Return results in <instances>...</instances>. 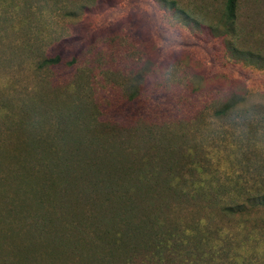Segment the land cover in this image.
Returning <instances> with one entry per match:
<instances>
[{"label":"rangeland","instance_id":"rangeland-1","mask_svg":"<svg viewBox=\"0 0 264 264\" xmlns=\"http://www.w3.org/2000/svg\"><path fill=\"white\" fill-rule=\"evenodd\" d=\"M171 1L174 7L170 0H0V264L17 258L27 264L29 256L33 264H109L104 256L111 264H149L138 245L128 253L109 245L98 254L103 263L83 261L95 251L90 239L98 243L94 229L88 228L90 238L82 231L93 208L86 211L81 182L71 207L78 202L83 212H66L70 146L53 145L57 138L83 136L82 147H101L98 167L123 186L137 179L126 171L149 170L169 144L183 155H203L212 181L244 188L264 182V68L228 54L220 31L225 0ZM235 6V48L264 57V0ZM45 58L52 61L43 64ZM228 100L254 113L212 116ZM64 112L77 120L68 135H58L57 115L63 122ZM41 148L49 150L36 152ZM110 155L117 169H108ZM110 199L105 209L121 204L116 194ZM190 206L174 208L171 218L190 224L199 216ZM97 216L103 223L104 209ZM57 222L58 230L44 232ZM205 225L190 236L206 255L191 263L241 264L251 257L245 264H264L263 237L240 240L234 221L218 216Z\"/></svg>","mask_w":264,"mask_h":264},{"label":"trees","instance_id":"trees-1","mask_svg":"<svg viewBox=\"0 0 264 264\" xmlns=\"http://www.w3.org/2000/svg\"><path fill=\"white\" fill-rule=\"evenodd\" d=\"M235 3L236 0H225L221 14L223 30L220 31L228 39V54L235 60L241 59L246 63L264 68L262 53L247 50L238 51L234 46V39L238 35L234 26ZM169 4L174 7L173 1L170 0ZM208 28L211 31H216V28L211 24ZM215 34L221 35L220 32H215ZM50 61L52 60L45 58L42 63L45 64ZM248 113V110L236 104V101L231 100L229 102L228 100L221 103V106L214 108L212 116L237 115L244 118ZM251 113H254V110ZM63 115V122L61 120L62 115H57L59 119L56 123L62 125V127H56V134L58 135L61 132L68 135V126L74 125L75 120H77L71 112H64ZM258 119L262 120L263 118ZM155 141V146H157L160 139L155 138ZM55 143L58 144V147L66 143L70 146L68 152L70 171L66 178L72 182V189L67 191L71 201L69 205L65 206L66 212L70 216H74L77 211L83 212V210H78V202H76L77 205L74 210L73 206L71 207V203L76 201L75 198H78L76 197L75 187L77 183L81 182H84L85 185L82 186V189L80 188L81 190L78 193L88 199V202L85 201L88 204L86 211L89 210L90 206L93 208L92 212L89 210L92 215L90 217L93 219H90L87 229L82 231L88 233L89 230L94 229V237L98 243H95L94 239H90L89 248L95 251L83 258L85 262L100 260L99 263H103L105 258V262L111 264L113 263L112 259H109L111 256L109 258L104 256V258L101 257L97 260L98 254H102L100 252H104L106 246L111 245L110 250H114L116 253L120 247H123L124 251L128 253L138 245L146 251L145 258L149 264H165L172 259H175L177 264H193L191 262L195 257H204L206 253L200 250L201 247L197 244L201 241L194 242L190 234L194 231L206 229L205 220L214 216L234 221L236 231L242 235L240 240L244 236L254 241L260 237H263L262 240H264V216H261V214H264L263 181L247 188L238 185L234 181L229 183L220 182L217 178L212 181L211 179L215 178V173L213 172L211 176L207 177L206 166L202 165L203 160L201 157L203 155L190 152L183 155L178 153L174 145L169 144L163 145L162 153L154 155L156 164L152 165L149 170L143 165L141 168L137 167L132 171H126L125 174L131 173L137 179L135 184L123 186L122 181L119 182L112 176H108L102 168L98 167V164H104L99 160V158L104 157L100 152L101 147L100 149H97L96 146L93 149L82 147L83 144L88 145L83 136L76 139L57 138L53 145ZM40 144L46 145V141L41 140ZM50 145L52 143H48V146ZM33 147L35 146H30L24 154L29 155L34 150ZM44 149H38L36 152L41 151L42 153V150L43 152L49 150ZM97 152L98 155H96ZM3 156L4 154L0 152V157ZM116 159L115 156H109V170L112 167L117 169L120 166V164L117 165ZM75 162H79L81 167L72 171ZM114 194L121 198L119 200L121 204H111L108 209H105L106 202L111 201L110 195ZM190 205L197 206L199 214L190 224L182 225L171 218L174 208L188 212L191 211ZM97 209L98 211H96ZM100 209H104L105 218L103 223L97 216ZM106 210L110 212L107 218ZM140 212H143V214H136ZM173 220L174 224L172 223ZM246 222L250 224L246 225ZM55 224L53 227L46 226L50 229L43 228L44 232L47 233L53 228V230H58V222V225ZM60 227L61 229L64 228L63 225H60ZM88 228L90 229L88 230ZM88 238H90V235ZM218 238H221V236ZM239 245L237 244V249L234 250L236 253H238ZM212 247L213 245L209 243L208 249ZM250 258L242 259L241 257V264H245V261ZM28 259V263L33 264L30 261L33 257L29 256ZM15 263L19 264L18 258Z\"/></svg>","mask_w":264,"mask_h":264}]
</instances>
